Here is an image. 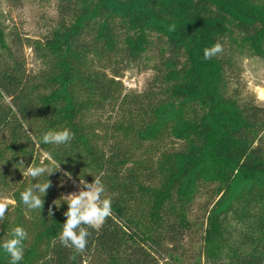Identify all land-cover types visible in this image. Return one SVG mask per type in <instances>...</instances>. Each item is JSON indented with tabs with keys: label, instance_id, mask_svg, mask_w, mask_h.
Masks as SVG:
<instances>
[{
	"label": "trees",
	"instance_id": "obj_1",
	"mask_svg": "<svg viewBox=\"0 0 264 264\" xmlns=\"http://www.w3.org/2000/svg\"><path fill=\"white\" fill-rule=\"evenodd\" d=\"M61 2L42 39L0 21V200L14 201L0 242L27 230L19 264H264V104L239 86L240 58H264V0ZM216 42L223 52L204 60ZM121 44L134 57L154 46L142 90L121 79ZM25 46L41 69H28ZM65 127L70 146L33 141ZM45 151L76 180L103 173L112 195L113 215L89 229L83 253L59 242L60 172L42 176L43 211L25 215L20 193L37 181L16 164L39 165Z\"/></svg>",
	"mask_w": 264,
	"mask_h": 264
},
{
	"label": "clouds",
	"instance_id": "obj_2",
	"mask_svg": "<svg viewBox=\"0 0 264 264\" xmlns=\"http://www.w3.org/2000/svg\"><path fill=\"white\" fill-rule=\"evenodd\" d=\"M175 25L169 26V31H174ZM223 52V45L216 42L203 49V59L211 60ZM31 135V131H29ZM75 138V133L65 127L61 130L49 129L41 134L39 140L33 137L37 147L41 143L46 145L70 146L71 141ZM48 163L45 164L44 161ZM62 163L54 159L51 152H43V158L39 165L34 161L25 166L23 159L18 164L24 170L21 172L23 177H30L37 182L30 183L29 186L20 193L22 204L26 208L25 215L28 211L40 210L44 208V197L51 187V181L39 182L38 178L44 175L51 176L55 172H60L62 177L72 180V173L61 168ZM103 173L93 177L91 183L84 178L79 179L78 191L61 195L67 210L63 213L65 222L59 232V242L66 248L73 249L75 253L85 252L88 245V237L91 235L89 229L99 230L108 218L113 215L112 212V195L107 191L101 177ZM66 181L61 180L60 186ZM53 205L59 208L60 204L53 201ZM8 211V202L0 200V222H2ZM54 215L53 207L49 206L48 216ZM29 239V233L22 226L13 227L8 235L0 242V251H3L10 258L9 264H19L24 259L25 241ZM75 259V256H73Z\"/></svg>",
	"mask_w": 264,
	"mask_h": 264
},
{
	"label": "rangeland",
	"instance_id": "obj_3",
	"mask_svg": "<svg viewBox=\"0 0 264 264\" xmlns=\"http://www.w3.org/2000/svg\"><path fill=\"white\" fill-rule=\"evenodd\" d=\"M61 3V0H0V21L7 27L8 33H18L22 38L42 39L60 20ZM153 47L134 57L122 44L120 45L119 59L123 68L121 79L129 89H144L152 77L156 53ZM23 53L29 70L36 71L43 67L42 61L36 57L31 47L25 46ZM239 65L241 68L239 86L243 97L253 98L256 102L264 104V58L243 55ZM62 179L66 182L60 186ZM38 181L43 182L42 176ZM56 181L55 187L59 189L56 197L60 201H63L61 195L78 191L79 180L74 178L67 180L61 175ZM1 200L14 202L9 198Z\"/></svg>",
	"mask_w": 264,
	"mask_h": 264
}]
</instances>
